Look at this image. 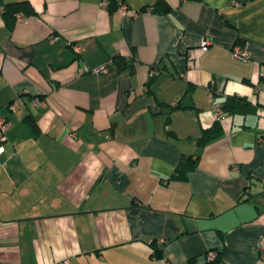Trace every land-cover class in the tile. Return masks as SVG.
I'll return each instance as SVG.
<instances>
[{"label": "crops", "instance_id": "1", "mask_svg": "<svg viewBox=\"0 0 264 264\" xmlns=\"http://www.w3.org/2000/svg\"><path fill=\"white\" fill-rule=\"evenodd\" d=\"M26 1L0 14V264H264V0ZM229 96L255 111L199 148Z\"/></svg>", "mask_w": 264, "mask_h": 264}, {"label": "trees", "instance_id": "2", "mask_svg": "<svg viewBox=\"0 0 264 264\" xmlns=\"http://www.w3.org/2000/svg\"><path fill=\"white\" fill-rule=\"evenodd\" d=\"M116 9V5L114 3H110L108 5L109 12H113ZM1 17L3 21L5 22V26L7 29L12 30L15 26V23L17 21V15H22V17H29L36 14V12L33 10L31 5L28 1L23 0L21 2L16 3H9L4 4L2 6V9L0 10ZM170 11V7L164 0H156L153 5H151V12L154 14L162 15L166 14ZM112 61L115 65L118 66V68L122 71L126 68H129L130 66L124 61L121 57H113ZM154 83V78H151L148 82L149 88L151 87V84ZM151 92L150 90H148ZM148 92V93H149ZM185 108L179 105H177L173 108ZM222 110L227 113H238V114H246V113H252L254 112V106L250 102H248L245 98L241 97H235V96H229L225 99V101L222 104ZM170 134V132H169ZM221 134V126L219 121H215L208 129L204 130L201 134V136L196 139L197 145L200 147L205 146L207 143L213 141ZM197 161L198 156L193 158L192 156H182L180 160L178 161L177 165L175 166L172 175L169 177L170 180H176V181H184L187 177V174L197 167ZM151 246L153 248V257L154 258H163V252L162 249H159L157 246L154 245V243H151ZM220 254L216 252V257L213 259V261L208 262L207 264H220Z\"/></svg>", "mask_w": 264, "mask_h": 264}, {"label": "built area", "instance_id": "3", "mask_svg": "<svg viewBox=\"0 0 264 264\" xmlns=\"http://www.w3.org/2000/svg\"><path fill=\"white\" fill-rule=\"evenodd\" d=\"M21 17H22V15H20V14L17 15V20L21 19ZM208 46H209V42L207 40L204 39V40L201 41V45H200L201 51H206L208 49ZM73 50H74V52L76 54H79L80 51L82 50V47L79 46V45L78 46H74ZM232 52H233L234 57H236V58H239V59H244L245 58L243 52H240L239 47L235 46L233 48ZM110 63H111V61L109 60L107 63H105V65H101V66L95 67L92 70V72H94V73H104V72L107 71L108 66H109ZM90 71L91 70H88L87 68H85L83 70H80V73L90 72ZM210 99H211V101H213V98H212L211 95H210ZM33 102H34L35 105H38L40 103L38 99H35ZM173 106H176V103H173ZM9 109L12 110V111L15 110L16 109L15 104H10L9 105ZM211 111H212L213 118L216 121L220 120L223 117L224 111L222 110V108L220 106L213 105ZM7 124H8L7 120L5 118H3V117H0V154L3 151L2 143L5 140L4 133H5V130L7 128ZM215 257H216V253L215 252H208L206 254L207 263L213 261V259ZM62 264H70V263L68 261H63Z\"/></svg>", "mask_w": 264, "mask_h": 264}]
</instances>
